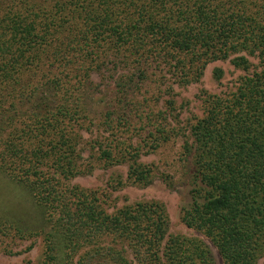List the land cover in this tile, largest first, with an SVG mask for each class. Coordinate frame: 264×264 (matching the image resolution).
<instances>
[{
	"label": "trees",
	"instance_id": "obj_1",
	"mask_svg": "<svg viewBox=\"0 0 264 264\" xmlns=\"http://www.w3.org/2000/svg\"><path fill=\"white\" fill-rule=\"evenodd\" d=\"M233 55L244 73L236 90L206 98L186 129L191 202L181 220L223 264H258L264 0H0V171L29 192L50 228L41 264H216L202 240L167 235L163 204L108 213L94 192L68 182L126 166L128 183L151 185L156 172L141 158L181 132L174 87ZM106 71L114 103L92 112L93 76ZM0 228L22 236L1 220Z\"/></svg>",
	"mask_w": 264,
	"mask_h": 264
},
{
	"label": "rangeland",
	"instance_id": "obj_2",
	"mask_svg": "<svg viewBox=\"0 0 264 264\" xmlns=\"http://www.w3.org/2000/svg\"><path fill=\"white\" fill-rule=\"evenodd\" d=\"M234 57L233 55L228 60L210 62L198 80L174 87L173 99L176 101V115L179 117L181 132L169 145L156 153H145L141 158L143 164L149 165L156 172V178L151 185L142 187L128 183L126 166L110 169L96 167L90 174L68 183L94 192L108 213L138 202L163 204L169 222L167 235H182L202 240L210 247L216 264H223L212 243L201 234L188 229L181 220L182 209L188 207L191 202V186L188 184V174L185 170L187 166L184 164L181 146L187 135V127L203 116L206 98L226 95L236 90L238 80L244 73L234 67L232 63ZM249 61L253 70L262 67L258 57H249ZM102 74V77L94 75L92 79L96 87L89 100L92 112L105 111L115 100V88L110 80H107L111 72L106 71ZM159 176L169 178L170 186ZM0 220L22 232L21 237L14 236L13 233L9 235L8 232L0 233V264H41L44 255L43 239L50 228L46 224L42 210L29 192L1 171ZM258 264H264V257Z\"/></svg>",
	"mask_w": 264,
	"mask_h": 264
}]
</instances>
